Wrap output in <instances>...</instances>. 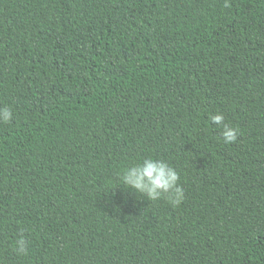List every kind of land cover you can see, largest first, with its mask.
I'll return each instance as SVG.
<instances>
[{
	"label": "trees",
	"instance_id": "obj_1",
	"mask_svg": "<svg viewBox=\"0 0 264 264\" xmlns=\"http://www.w3.org/2000/svg\"><path fill=\"white\" fill-rule=\"evenodd\" d=\"M227 3L0 0V264H264V0Z\"/></svg>",
	"mask_w": 264,
	"mask_h": 264
},
{
	"label": "clouds",
	"instance_id": "obj_2",
	"mask_svg": "<svg viewBox=\"0 0 264 264\" xmlns=\"http://www.w3.org/2000/svg\"><path fill=\"white\" fill-rule=\"evenodd\" d=\"M228 6L225 0V7ZM13 117L8 107L0 108V123H7ZM210 120L213 124L222 125V137L224 142L233 143L237 140L238 129L224 123V115L221 112L212 114ZM122 182L125 188H131L136 193L146 197L149 201H156L166 196L173 205H179L184 197V189L180 185L179 172L166 160L146 157L137 164L128 167L122 174ZM18 253H26L28 241L21 236L16 240Z\"/></svg>",
	"mask_w": 264,
	"mask_h": 264
}]
</instances>
